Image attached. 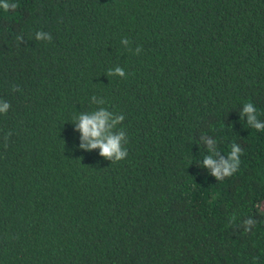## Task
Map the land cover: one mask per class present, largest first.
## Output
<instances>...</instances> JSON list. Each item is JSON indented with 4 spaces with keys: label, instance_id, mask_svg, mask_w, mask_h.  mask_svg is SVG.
I'll use <instances>...</instances> for the list:
<instances>
[{
    "label": "trees",
    "instance_id": "trees-1",
    "mask_svg": "<svg viewBox=\"0 0 264 264\" xmlns=\"http://www.w3.org/2000/svg\"><path fill=\"white\" fill-rule=\"evenodd\" d=\"M9 2L0 264H264V131L243 113L264 121V0ZM102 108L120 161L80 147L73 117ZM233 143L218 181L203 160Z\"/></svg>",
    "mask_w": 264,
    "mask_h": 264
},
{
    "label": "clouds",
    "instance_id": "clouds-1",
    "mask_svg": "<svg viewBox=\"0 0 264 264\" xmlns=\"http://www.w3.org/2000/svg\"><path fill=\"white\" fill-rule=\"evenodd\" d=\"M18 5L16 3H10L9 0H0V8L4 11H14ZM44 34L37 33V38H41ZM141 48H137V52H140ZM115 72L121 77H125V71L117 67ZM109 75H112V71L109 70ZM16 88V87H14ZM16 90H19L18 88ZM10 104L6 101H0V113H7ZM243 113L247 114L248 123L258 131H264V121L257 119V109L252 102L244 104ZM124 119L123 116H117L114 119L109 111L106 109H100L88 114L81 113L73 117V121L76 123V129L81 133L80 147L84 149L99 148L100 154L106 158L113 159V161H120L127 156V149L121 147V140L124 138L125 133L119 131L113 133L112 129ZM213 141L209 140L208 145L211 149ZM242 149L235 143L231 145V150L227 154L228 158H220L219 163L215 156L218 153H211L205 156L203 164L212 169V174L217 180H223L225 177H231L240 166V154ZM246 227L245 231H251L252 226L256 221L249 217L244 221Z\"/></svg>",
    "mask_w": 264,
    "mask_h": 264
}]
</instances>
